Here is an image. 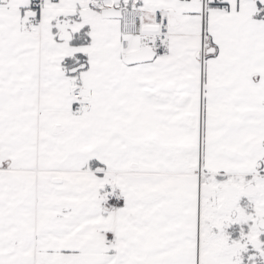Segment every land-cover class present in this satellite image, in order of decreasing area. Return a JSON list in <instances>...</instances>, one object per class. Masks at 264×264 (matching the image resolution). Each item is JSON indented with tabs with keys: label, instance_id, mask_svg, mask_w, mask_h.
<instances>
[{
	"label": "snow or ice",
	"instance_id": "1",
	"mask_svg": "<svg viewBox=\"0 0 264 264\" xmlns=\"http://www.w3.org/2000/svg\"><path fill=\"white\" fill-rule=\"evenodd\" d=\"M0 264H264V0H0Z\"/></svg>",
	"mask_w": 264,
	"mask_h": 264
}]
</instances>
